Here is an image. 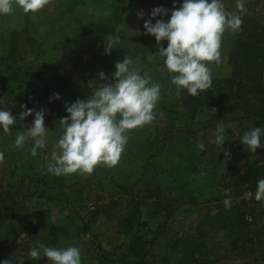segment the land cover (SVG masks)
Masks as SVG:
<instances>
[{
  "label": "rangeland",
  "instance_id": "374dc122",
  "mask_svg": "<svg viewBox=\"0 0 264 264\" xmlns=\"http://www.w3.org/2000/svg\"><path fill=\"white\" fill-rule=\"evenodd\" d=\"M164 1L168 0L161 2ZM173 1L180 6L184 3ZM222 3L227 12L264 26V0H243L244 13L237 9V0ZM90 16L106 19L104 27L108 33L80 32L85 27L81 24L91 26L87 21ZM68 20L79 24L77 31ZM128 20L130 0H51L36 14H25L14 4L11 15H0V75L16 78L15 82H9L8 89L0 92V104L7 110L17 107L19 112L13 115L19 118L25 110L21 105L28 106L29 99L36 96L46 110L48 129L46 147L38 149L33 157L30 149L34 141L29 139L21 149L16 147L15 140L17 132L31 127L35 117L18 119L10 134L0 127V152L5 157L0 164V205L5 207L0 212V264L6 259L19 264L21 258L24 264H51L47 257L33 260L28 256L29 250L41 243L58 249L78 247L81 264H98L90 239L97 242L105 264H130L127 250L133 234L142 235L149 242V264H182L178 241L200 234L213 236L205 240L203 253L207 263H200L199 257L192 264L209 261L242 264L235 257H247L245 264H264V255L261 257L258 250L253 256H248L247 250L240 246L232 250L224 233L217 232L222 217L235 206L254 209L251 223L255 231L264 223V205H258L255 194L249 195L244 190L236 196L232 185L234 176L249 165L264 166V147L251 153L241 143L243 134L253 129L250 124L234 126L232 134L225 135L223 150L210 143L216 132L205 128L207 121L204 123L206 118L201 113L190 117L184 105L189 94L184 89L177 92V86L171 83L174 74L167 70L163 57L143 61L140 52L135 51L133 66L142 75L150 76L152 83L161 85L160 100L154 109L155 120L128 133L127 146L117 166L100 165L90 175L78 172L56 176L47 171L48 163L52 162L50 153L54 150L59 153L55 146L64 132L59 121L69 116L66 105L90 98L93 89L88 85L94 83L99 87L104 83L99 79L101 72L114 83L112 76L117 69H107L110 60L122 62L134 53L132 48L137 49L139 43L130 39ZM239 31L223 35L221 62L209 65L216 76H222L226 53L232 49ZM145 33L146 30L138 40L155 46L154 51L151 48L148 51L157 55L159 45L155 37ZM109 35L120 38L116 53H105L104 36ZM167 43L163 41L162 46L167 48ZM3 60L19 70L7 69ZM226 67L229 68L227 63ZM42 71L46 73L49 108L42 96V82L24 75ZM54 93L60 99H55ZM30 104L35 106V102ZM197 115L201 116L199 122L195 119ZM197 140L205 144L204 151L197 148ZM261 143L264 144V135ZM225 151L230 152V158L225 157ZM156 189L168 201L166 210L157 211L149 206L155 198L148 197ZM39 193L57 198L49 200ZM229 197L232 203L226 209L223 201ZM130 218L135 224L140 221L146 225L130 232V225L128 228L124 225Z\"/></svg>",
  "mask_w": 264,
  "mask_h": 264
},
{
  "label": "clouds",
  "instance_id": "9594fccd",
  "mask_svg": "<svg viewBox=\"0 0 264 264\" xmlns=\"http://www.w3.org/2000/svg\"><path fill=\"white\" fill-rule=\"evenodd\" d=\"M51 0H0V15H11L13 5L18 6L25 14H36L50 4ZM237 9L244 13L243 0H237ZM168 15V10L162 7L154 8L152 18ZM243 20L241 15L229 13L225 10L222 0H184L178 9L172 10L170 20L165 23L157 19L155 24L148 20L145 22V34L155 37L159 45L158 55L150 54L151 62L154 56L164 58L167 70L173 73L171 83L177 86V92L187 90L191 96L209 89L212 85L210 64L221 62L222 37L227 31L237 32L241 29ZM119 31V29H117ZM105 53L110 54L120 38L115 35L105 37ZM167 41V48L162 46ZM134 61L126 56L122 62H117L116 72L112 76L114 83L109 82L103 72L99 79L104 81L99 87L94 83L88 86L93 89L92 95L87 100H77L71 105H66L68 117L60 119L59 125L64 129L63 135L56 144L57 151L50 153V162L47 171L56 176L75 173L92 174L100 165L115 167L119 164L125 152L128 133L139 127L151 124L155 116V106L160 100L161 85L152 83L151 77L133 66ZM55 99H60L58 94H53ZM25 109L14 116L11 111L0 110V127L4 133L10 134L12 126L17 120L24 121L26 117L35 112L33 125L26 131L17 132L15 145L23 148L26 141L31 139L34 145L30 152L33 157L37 150L46 147L48 129L45 127V109L35 111ZM217 112L215 108L210 110ZM196 121L201 116H196ZM227 127L220 120L216 127L214 143L222 146L225 143ZM200 136L203 133H199ZM264 130L255 127L241 137V143L251 153L264 147L261 136ZM199 150H205V144L197 140ZM223 150V149H222ZM226 158L230 152L225 151ZM5 160L0 152V164ZM251 195V193H249ZM256 201L264 200V179L257 181ZM225 208L230 209L231 198L223 201ZM28 256L33 260L47 257L51 264H81V251L78 247L71 246L63 249L47 247L44 244L32 247ZM3 264H12L11 260H4ZM19 264H24L23 258Z\"/></svg>",
  "mask_w": 264,
  "mask_h": 264
},
{
  "label": "trees",
  "instance_id": "16d2710c",
  "mask_svg": "<svg viewBox=\"0 0 264 264\" xmlns=\"http://www.w3.org/2000/svg\"><path fill=\"white\" fill-rule=\"evenodd\" d=\"M253 21V19L243 20L239 34L234 40L233 47L227 54L228 76L224 78L212 77V85L209 89L200 92L197 96L189 95L186 97L184 105L187 108L188 114L190 117H193L197 113H201L206 118L204 123L207 121L205 125L206 129L216 132V127L220 120H223L226 126L230 125L226 129L225 135L232 134L233 127L238 124H250L253 128L264 126V26H260ZM3 63L6 64L7 69L19 70L18 67L11 65L7 60H3ZM45 74L44 71L33 76L24 73L25 78L42 82V96H44L46 105L49 108L51 105L49 93L46 89ZM11 81H16L13 75L10 77L0 75V92L8 89V84ZM10 92L9 89L8 93L10 94ZM38 101L39 99L36 96H32L28 101L27 108H32L35 111L44 109ZM32 102H35V106H31L30 103ZM213 108L217 110L216 114L210 111ZM0 110L11 111L12 114L19 112L17 107H11L7 110L1 104ZM32 116L35 117V112ZM50 119L51 116L48 115L47 120ZM260 179H264V166L255 163L249 165L233 178L232 185L236 192L235 195L240 196L244 190L255 194L257 191V181ZM158 190L156 189L155 193L148 197L155 198V201H151L149 206L156 208L157 211L166 210L168 201ZM39 195L49 200L57 198L47 193H39ZM65 200L68 202L67 197ZM258 205L262 207L264 200L259 201ZM4 208L3 205H0V212ZM11 211H13L12 208ZM254 213V209L251 208H248V210H243V208L238 206L231 208L222 217L221 224L217 227V232L222 231L224 233V237L228 239L226 242H228L232 250H236L237 246H240L247 250L248 256H253L258 250V253L262 257L264 255V223L255 231L251 223ZM8 216L6 215V217ZM124 225L126 228L130 225L131 232L138 226H145L146 223L139 221V223L135 224L130 218V221L124 222ZM85 230L88 233L87 227H85ZM207 237L213 238L212 235L200 234L178 241L181 247L179 252L182 255V261H184L182 264H192V260L199 257H201L200 263H207L203 253ZM224 237L222 235L223 241ZM90 240L96 251L95 257L98 264H105L106 259L101 255L97 242L93 239ZM240 242L241 245H238ZM148 246L149 242L144 236L133 234L127 250L130 264H149L147 261ZM235 258L240 259L242 264H245L247 261V257ZM185 261H189V263H185ZM216 263L208 262V264Z\"/></svg>",
  "mask_w": 264,
  "mask_h": 264
},
{
  "label": "crops",
  "instance_id": "0c3cea01",
  "mask_svg": "<svg viewBox=\"0 0 264 264\" xmlns=\"http://www.w3.org/2000/svg\"><path fill=\"white\" fill-rule=\"evenodd\" d=\"M162 0H130V20H128L129 22L126 23V25L130 26V39L133 41L135 40L137 43L136 47L137 49L132 48L131 50L134 51V53L130 54V57L133 59V61H135V57H136V53L135 51H139L140 54L142 56V60L143 61H148V56L150 55L149 53V49L151 48V51H154V47L150 44H147L145 41H139V37L141 35L142 32H144L146 29L144 27V24L146 21L152 19V23L155 24L157 19H162L165 23L167 19L171 18V12L172 10L178 9L179 7H181L180 5H177L175 3V1L173 0H168V1H164L161 2ZM158 7H162L164 9L168 10V15H160L157 16L155 19L152 18L151 16V12L154 8H158ZM118 18H120L123 22V19L118 16ZM91 23V26H89L87 23H83L81 24L82 26H85L84 28L82 27V29H80V32L82 33H93V34H105L108 33L105 30V25L107 24L106 19L101 20L98 18H95L93 16L88 17V20ZM67 22H71L72 23V28H74V30H78L77 27L79 26V24H76L74 21H67ZM70 25V23H67ZM90 27H96L91 29ZM98 28V29H97ZM107 36H104V38ZM65 45H62L61 48H64ZM119 45L117 44L115 46V48L112 50L116 53V51L119 50ZM158 52V50L156 51V53ZM227 54L226 53V57L225 59H227ZM158 55V53H157ZM119 62L117 60H114V58H112L110 60V64L109 67H107L108 70H115L116 67V63ZM226 63L227 60L225 61L224 64V68L222 67V76H216L213 72L212 73V77L216 76L217 78H224L229 74V68L226 67ZM226 67V68H225ZM74 98V95H73ZM72 103V101H70ZM71 105V104H70Z\"/></svg>",
  "mask_w": 264,
  "mask_h": 264
},
{
  "label": "built area",
  "instance_id": "2783aa9c",
  "mask_svg": "<svg viewBox=\"0 0 264 264\" xmlns=\"http://www.w3.org/2000/svg\"><path fill=\"white\" fill-rule=\"evenodd\" d=\"M249 194V193H248Z\"/></svg>",
  "mask_w": 264,
  "mask_h": 264
}]
</instances>
